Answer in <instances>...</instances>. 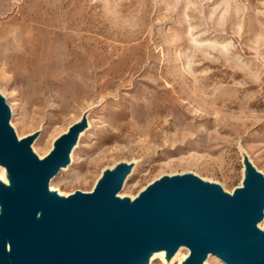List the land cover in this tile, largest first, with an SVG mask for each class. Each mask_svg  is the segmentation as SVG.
Returning a JSON list of instances; mask_svg holds the SVG:
<instances>
[{
  "label": "rangeland",
  "instance_id": "1",
  "mask_svg": "<svg viewBox=\"0 0 264 264\" xmlns=\"http://www.w3.org/2000/svg\"><path fill=\"white\" fill-rule=\"evenodd\" d=\"M0 94L40 157L86 114L60 194L133 159L119 196L185 172L231 192L245 154L264 175V0H0Z\"/></svg>",
  "mask_w": 264,
  "mask_h": 264
},
{
  "label": "water",
  "instance_id": "2",
  "mask_svg": "<svg viewBox=\"0 0 264 264\" xmlns=\"http://www.w3.org/2000/svg\"><path fill=\"white\" fill-rule=\"evenodd\" d=\"M10 116L0 94V264H146L152 252L170 259L179 247L188 250L181 264H203L209 254L264 264V175L246 154L231 192L185 172L118 196L133 159L105 169L92 190L59 194L49 181L70 163L86 114L43 157L31 149L35 133L18 137Z\"/></svg>",
  "mask_w": 264,
  "mask_h": 264
},
{
  "label": "bare ground",
  "instance_id": "3",
  "mask_svg": "<svg viewBox=\"0 0 264 264\" xmlns=\"http://www.w3.org/2000/svg\"><path fill=\"white\" fill-rule=\"evenodd\" d=\"M12 106H13V105H12ZM62 168H63V167H62ZM62 168H60L59 171H60ZM59 171H58V172H59ZM131 172H132V171H131ZM129 175H130V171H129V173H128L127 175H125V180H124V182H123L122 187L125 185V181L127 180V178H129ZM49 188H50L51 190H53V188H52V186H51L50 183H49ZM59 194H60V193H59ZM118 196H119V195H118ZM259 227H260V228L262 227V222L259 223ZM180 249H181V247H179V249L177 250V252H178ZM181 250H182V249H181ZM177 252H176V253H177ZM179 253H180V252H179ZM186 253H187V251H186ZM180 254H181V253H180ZM187 254H188V253H187ZM184 255H185V254H184ZM184 255H182V256H184ZM157 256H161V257L163 258L165 264L167 263V260L169 259V258L166 257L165 251H164V250H160V251H154V252L151 253V257H150V259H149V262H150L153 258H155V257H157ZM186 256H187V255H185L184 259L186 258ZM210 256H212V257L215 258V259H218L216 255L209 254V255L206 257V259L204 260L203 264H207V259H208ZM176 257H177V256H176ZM178 258H180V257H178ZM184 259H180L179 264H181V262H182ZM175 260H176V259H175ZM149 262H148V264H149ZM151 262H152V261H151Z\"/></svg>",
  "mask_w": 264,
  "mask_h": 264
}]
</instances>
